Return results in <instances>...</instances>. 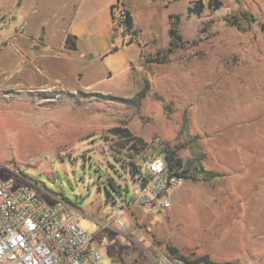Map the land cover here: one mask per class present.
<instances>
[{
	"label": "rangeland",
	"instance_id": "1",
	"mask_svg": "<svg viewBox=\"0 0 264 264\" xmlns=\"http://www.w3.org/2000/svg\"><path fill=\"white\" fill-rule=\"evenodd\" d=\"M109 1L87 0L83 15L103 19ZM72 2L0 0V47L9 49L0 71L17 83L0 95V177L25 176L68 200L97 234L100 264L150 262L169 248L189 261L264 264V0L144 2L133 12L140 55L120 77L92 59L20 65L12 43L40 24L51 41L72 20ZM172 24L181 40L170 46ZM48 76L62 86L42 89ZM165 148L184 181L168 208L145 212L132 202L134 174L143 156ZM106 190L126 200L123 228L104 210Z\"/></svg>",
	"mask_w": 264,
	"mask_h": 264
},
{
	"label": "built area",
	"instance_id": "2",
	"mask_svg": "<svg viewBox=\"0 0 264 264\" xmlns=\"http://www.w3.org/2000/svg\"><path fill=\"white\" fill-rule=\"evenodd\" d=\"M109 18L116 45L137 41L136 30L128 24L130 12L121 1L110 5ZM134 177L137 191L132 202L145 212L168 208L171 192L184 181L170 169L164 151L143 156ZM125 201L110 195L104 202L109 221L119 228L125 226L120 218L126 215ZM79 221L80 214L68 200L49 191L42 194L32 179L0 177V264H100L102 256L93 244L97 234L89 233ZM109 221L97 225L98 232L109 228ZM112 264L124 263L113 260ZM146 264L190 263L157 253Z\"/></svg>",
	"mask_w": 264,
	"mask_h": 264
},
{
	"label": "crops",
	"instance_id": "3",
	"mask_svg": "<svg viewBox=\"0 0 264 264\" xmlns=\"http://www.w3.org/2000/svg\"><path fill=\"white\" fill-rule=\"evenodd\" d=\"M87 0H73L71 5V10L73 18L66 25L63 24L62 29L57 32L58 35H52L50 41L48 35L46 36L45 26L40 24V33L33 36H19L18 40L21 43H12L11 49L13 54L19 57V64H26L29 57L43 58H55L57 60L69 57H73V60L79 62L90 61L95 65L102 74L107 77H120L122 76L129 66L132 64L133 60L138 58L140 55V50L142 44H140L141 28L140 25L134 20L133 12L137 8L143 7L144 2L147 4L150 0H119L121 1L129 10L131 17V25L133 29L136 30L138 39L135 43L125 44L123 46L116 45L113 41L110 30V18H109V7L116 0H110L107 3L106 14L103 19L98 18L97 15H83L82 8ZM146 8V7H144ZM63 20V18H61ZM61 19L59 22H61ZM71 35V40L74 41L75 47L69 48L66 44V38ZM74 37V38H73ZM31 41V43H30ZM86 45V49L79 50L82 44ZM0 47L1 56H7L8 50H3ZM91 53V55H89ZM72 60V59H71ZM56 69L61 71L60 63L56 65ZM16 70V69H12ZM76 71H79L78 69ZM12 75V71H9ZM78 76L82 74L77 72ZM54 81L44 83L41 88H51L62 86V82L59 77H51ZM59 85V86H58ZM17 86V83L10 81L6 74H2L0 71V95H4L9 89ZM104 210H105V206ZM106 211V210H105ZM107 212V211H106Z\"/></svg>",
	"mask_w": 264,
	"mask_h": 264
},
{
	"label": "trees",
	"instance_id": "4",
	"mask_svg": "<svg viewBox=\"0 0 264 264\" xmlns=\"http://www.w3.org/2000/svg\"><path fill=\"white\" fill-rule=\"evenodd\" d=\"M201 8H202L201 5L194 6V7H189L188 11L189 12H194V13H199L201 11ZM128 24L131 25V17L128 20ZM261 29L264 31V23L261 24ZM168 32H169V35H170V42H169L170 46L176 44L177 42H179L181 40V36L176 32V29H175V27H173V24L169 27ZM66 44H67V46L69 48H74L75 47L74 41L71 40V35H68V37L66 38ZM167 50L170 51V48H167ZM137 95L139 97H143L144 96V89H142ZM165 151H166V156H167V159H168V164H169L170 169H173V170L177 171V167L180 166V161L173 157L174 156V152L173 151H169L168 148H165ZM177 172L184 177V172L183 171H181V172L177 171ZM110 186L113 187V189L116 191V188H114V185H113L112 182H110ZM106 196L107 197L110 196L108 190H106ZM107 197H106V199H107ZM169 249H170L171 253L174 254V256H177V254H176L177 252H176V250L174 248H169ZM179 258L182 259L183 261L187 262V263H190V264H200V263H203V264H215V262L210 260L207 255H202V256H200L199 258H197L194 261H189V260H186L185 258H181V257H179ZM139 262L140 263H144V264L149 263V261L148 262L147 261H139ZM223 264H230V263L229 262H225Z\"/></svg>",
	"mask_w": 264,
	"mask_h": 264
}]
</instances>
